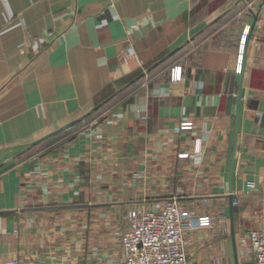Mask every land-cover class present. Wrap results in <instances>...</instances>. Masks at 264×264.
Masks as SVG:
<instances>
[{
	"label": "crops",
	"instance_id": "crops-1",
	"mask_svg": "<svg viewBox=\"0 0 264 264\" xmlns=\"http://www.w3.org/2000/svg\"><path fill=\"white\" fill-rule=\"evenodd\" d=\"M172 199L225 220L185 232L188 264L251 261L264 0H0V264L121 261L129 211Z\"/></svg>",
	"mask_w": 264,
	"mask_h": 264
},
{
	"label": "built area",
	"instance_id": "built-area-1",
	"mask_svg": "<svg viewBox=\"0 0 264 264\" xmlns=\"http://www.w3.org/2000/svg\"><path fill=\"white\" fill-rule=\"evenodd\" d=\"M239 44L238 72L246 32ZM172 81L179 80L178 69L172 70ZM145 119V118H143ZM191 123L180 125V130H190ZM201 140L196 141L194 152H199ZM186 156V155H183ZM182 156V157H183ZM128 227L121 237L122 259L119 264H188L185 232L199 229L224 228L221 214L216 218L208 215L196 216L181 207L177 200H164L155 210L134 209L127 214ZM252 250V259L247 264H264V214L257 228L249 231L242 240ZM5 264H20L16 260Z\"/></svg>",
	"mask_w": 264,
	"mask_h": 264
},
{
	"label": "rangeland",
	"instance_id": "rangeland-1",
	"mask_svg": "<svg viewBox=\"0 0 264 264\" xmlns=\"http://www.w3.org/2000/svg\"><path fill=\"white\" fill-rule=\"evenodd\" d=\"M115 252L110 251V249L97 251L95 249L93 250V247H90L87 254L83 252L82 254L73 255V257L76 259L77 264H119L120 258L118 259L115 256L117 254Z\"/></svg>",
	"mask_w": 264,
	"mask_h": 264
},
{
	"label": "water",
	"instance_id": "water-1",
	"mask_svg": "<svg viewBox=\"0 0 264 264\" xmlns=\"http://www.w3.org/2000/svg\"><path fill=\"white\" fill-rule=\"evenodd\" d=\"M243 62V61H242ZM74 125V123L73 124H69V125H67V126H64L63 128H61L60 130H58L57 132H55L53 135H55V134H58V133H60V132H62V131H64V130H66V129H68L69 127H71V126H73ZM231 171V170H230Z\"/></svg>",
	"mask_w": 264,
	"mask_h": 264
}]
</instances>
